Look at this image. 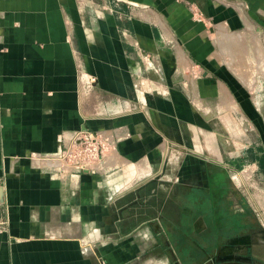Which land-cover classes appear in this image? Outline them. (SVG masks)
Instances as JSON below:
<instances>
[{"label": "crops", "instance_id": "0c3cea01", "mask_svg": "<svg viewBox=\"0 0 264 264\" xmlns=\"http://www.w3.org/2000/svg\"><path fill=\"white\" fill-rule=\"evenodd\" d=\"M218 27L263 34L264 0H0V264H147L164 224L142 200L119 207L145 176L233 152L264 177L255 99ZM113 127L127 137L99 173L32 161Z\"/></svg>", "mask_w": 264, "mask_h": 264}, {"label": "rangeland", "instance_id": "374dc122", "mask_svg": "<svg viewBox=\"0 0 264 264\" xmlns=\"http://www.w3.org/2000/svg\"><path fill=\"white\" fill-rule=\"evenodd\" d=\"M209 35L227 68L255 99L262 126L257 144L263 148L264 33H228L218 27ZM223 146L233 149L228 137ZM228 153L205 161L188 154L176 174L145 176V190L121 200L131 198L119 205L126 211L142 200L144 215L164 224L156 255L147 257V264H264V177L252 157Z\"/></svg>", "mask_w": 264, "mask_h": 264}, {"label": "built area", "instance_id": "2783aa9c", "mask_svg": "<svg viewBox=\"0 0 264 264\" xmlns=\"http://www.w3.org/2000/svg\"><path fill=\"white\" fill-rule=\"evenodd\" d=\"M91 84L94 77H88ZM126 134L119 128H102L97 130H77L69 135L56 155H43L33 158L34 163H43L48 167L62 169L67 173H99L103 161L117 149ZM3 204L0 195V209ZM9 227V221L0 212V232Z\"/></svg>", "mask_w": 264, "mask_h": 264}, {"label": "bare ground", "instance_id": "6f19581e", "mask_svg": "<svg viewBox=\"0 0 264 264\" xmlns=\"http://www.w3.org/2000/svg\"><path fill=\"white\" fill-rule=\"evenodd\" d=\"M264 73V72H263Z\"/></svg>", "mask_w": 264, "mask_h": 264}]
</instances>
